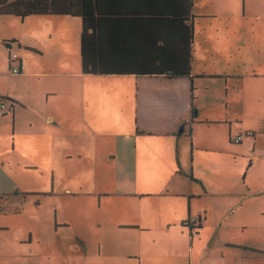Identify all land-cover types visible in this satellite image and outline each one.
<instances>
[{"label": "crops", "instance_id": "crops-1", "mask_svg": "<svg viewBox=\"0 0 264 264\" xmlns=\"http://www.w3.org/2000/svg\"><path fill=\"white\" fill-rule=\"evenodd\" d=\"M172 1L178 4V0L95 1L103 15L97 28L103 66L182 71L190 65V77L85 76L80 18L30 16L27 24L18 20L27 18L0 15V48L16 41L26 52L19 76L11 74L9 59L0 60V105L6 102L11 110L0 114V188L11 184L8 168L13 153L25 154L34 168L44 166L61 130L75 131L83 125L84 94L102 104L106 92H113V97L126 93L136 99L132 125L127 115L128 130L121 132V121L116 124L114 115L99 121V126L116 135L123 150H131L129 156L148 167L143 172L131 169L121 151L110 157L112 165L119 163L116 173L101 170L106 171L103 179L98 176L102 181L116 179L103 188L95 183V197L113 200L122 208L116 220L94 209V218H104L94 223V264H264V72H235L219 46H206L205 55L197 57L195 0L187 1V22L156 9ZM20 26L25 27L24 34ZM29 55L41 61L31 63ZM6 77L15 84L7 83ZM28 78H36L30 93L39 90L44 95L37 110L45 127L38 131H33L39 124L26 116L30 108L17 92L22 79ZM30 100L36 104L33 97ZM112 111L116 114L117 109ZM248 132L254 136L233 142ZM140 148L144 159L138 155ZM48 249L44 260L50 256ZM82 249L73 255L88 260L91 253L86 246ZM51 256L66 258L61 251ZM23 259L12 247H0V264Z\"/></svg>", "mask_w": 264, "mask_h": 264}, {"label": "rangeland", "instance_id": "rangeland-1", "mask_svg": "<svg viewBox=\"0 0 264 264\" xmlns=\"http://www.w3.org/2000/svg\"><path fill=\"white\" fill-rule=\"evenodd\" d=\"M195 12L197 57L205 55L206 46H219L225 50L223 58L226 64L235 72H264V69L259 68L264 67V0H195ZM208 13L212 14L208 16ZM18 20L20 23L31 22L29 18ZM24 28L19 27L21 34L25 33ZM10 47L11 52L23 59L22 56L26 54L23 48L1 45L0 60L6 59L8 63ZM29 56L31 63L41 61L37 55ZM34 80L36 78L22 79L17 92L30 108L25 112L26 116L39 124L35 123L33 131H38L45 127L41 112H38V107H42L44 103V95L39 94V90L34 95L30 93ZM6 81L12 86L15 84L13 79L10 81L7 78ZM105 82L110 85V82ZM31 97L36 104H32ZM115 97L113 92H106L102 97L104 103L94 104V97L84 94L80 100L83 125L76 127L75 131L65 128L61 130V136L57 135L60 139L52 144L44 166L37 163L38 169L34 168V163L28 162L23 153L11 155L8 168L11 184L0 188V227H4L0 228V247L10 246L24 257L15 264H94V223L104 220L103 217L94 218V209L105 218L116 220L120 216L118 210L122 208L121 204L113 200H107L103 196L95 197V183L97 188H103V185H113L116 179L112 182H109L111 179L102 181L101 176L106 171L101 170L117 172L119 163L117 161V165H112L110 157L122 155L121 151L124 152L126 161L132 164L131 169L143 172L148 167L139 164L133 155L129 156L131 150H123L116 135L107 133L99 126V121L113 115L116 124L121 121L119 127H122V133L128 130L127 115L132 125L136 99L126 93ZM112 108L117 109L116 114ZM121 114L124 115L123 118ZM87 118L89 119L85 122ZM141 154V159H144L145 151L140 148L138 155ZM67 224L66 227L61 226ZM85 246L88 253H91L88 260L73 255V251H83ZM47 249L50 256L44 260ZM60 251L65 253L64 260L51 256Z\"/></svg>", "mask_w": 264, "mask_h": 264}, {"label": "trees", "instance_id": "trees-1", "mask_svg": "<svg viewBox=\"0 0 264 264\" xmlns=\"http://www.w3.org/2000/svg\"><path fill=\"white\" fill-rule=\"evenodd\" d=\"M95 1L99 0H0V15H10L19 18L30 16H71L78 17L82 20L81 33V56H82V73L85 76L106 77L111 75L125 76L134 75L135 77H155V78H181L190 77V65L182 71L169 70L164 68L134 70L120 69L116 67L106 68L103 66L104 61L101 54V46L98 43L97 28L101 24L100 20L103 15L101 8ZM188 0H178V4L172 1V4L157 5L156 9H162L165 12L175 13L177 16H183L187 22L190 18V7L187 5ZM163 2H159L161 4ZM190 30V27H187ZM189 41L192 42L191 34L188 35ZM5 45H17L16 41L4 42ZM18 48H21L18 46ZM189 51L191 48L189 47ZM10 53V54H9ZM9 62L12 54L9 48ZM189 53V61H190ZM23 71V59L19 63V72L13 73L10 62V72L13 75H21ZM5 100V99H4ZM194 112L196 111L193 109Z\"/></svg>", "mask_w": 264, "mask_h": 264}, {"label": "built area", "instance_id": "built-area-1", "mask_svg": "<svg viewBox=\"0 0 264 264\" xmlns=\"http://www.w3.org/2000/svg\"><path fill=\"white\" fill-rule=\"evenodd\" d=\"M20 60L21 59H20V57L17 54H12L11 55L10 62L12 64L13 73H18L19 72ZM8 105L9 104H7L6 102H3L0 105V114H1V116H5V115L10 114L11 110H10V106H8ZM253 136H254L253 132H248V133H245V134H241V135L237 136L236 138H234L233 142L235 144H239V143L243 142L244 139L250 138V137H253ZM193 222H197V220H195Z\"/></svg>", "mask_w": 264, "mask_h": 264}]
</instances>
